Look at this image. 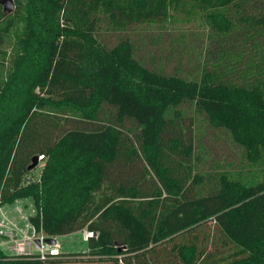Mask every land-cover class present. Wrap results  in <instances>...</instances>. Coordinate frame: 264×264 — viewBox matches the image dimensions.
<instances>
[{
	"label": "trees",
	"instance_id": "1",
	"mask_svg": "<svg viewBox=\"0 0 264 264\" xmlns=\"http://www.w3.org/2000/svg\"><path fill=\"white\" fill-rule=\"evenodd\" d=\"M13 2L0 6V208L30 200L37 232L95 236L46 261L0 249V264H264V170L199 172L182 112L193 104L264 169V0ZM191 25L207 30L197 79L97 37Z\"/></svg>",
	"mask_w": 264,
	"mask_h": 264
},
{
	"label": "rangeland",
	"instance_id": "2",
	"mask_svg": "<svg viewBox=\"0 0 264 264\" xmlns=\"http://www.w3.org/2000/svg\"><path fill=\"white\" fill-rule=\"evenodd\" d=\"M206 35L207 30L199 25H191L180 30L135 26L123 33L106 30L103 26L97 37L101 43L109 47L115 46L122 40H128L135 49L137 59L152 70L169 75L178 73L186 78L197 79L207 46ZM182 112L189 119L188 121L193 123L194 164L199 172L209 175L224 172L232 179L246 183L260 179L264 170L263 166L248 163L243 149L233 142L227 131L210 124L204 114L195 110L193 104L183 105ZM33 171L37 176L40 169L35 168ZM17 209L26 216L35 213L30 200L3 211L14 219L18 218ZM56 243L62 254L85 252L88 248L81 231L56 237ZM7 245L8 242L5 239H0L1 248L9 251Z\"/></svg>",
	"mask_w": 264,
	"mask_h": 264
},
{
	"label": "built area",
	"instance_id": "3",
	"mask_svg": "<svg viewBox=\"0 0 264 264\" xmlns=\"http://www.w3.org/2000/svg\"><path fill=\"white\" fill-rule=\"evenodd\" d=\"M44 167V156H38L36 168L42 170ZM34 215L26 216L18 211V218L11 219V217L0 208V237L8 242L7 247L10 249L11 255H35L41 261L58 257L61 254L59 245L57 243H55V245L44 243V239L46 238H53L55 241L56 238L48 237L36 231L35 226L29 219ZM81 232L83 233V239L85 241L95 236L87 229H83ZM37 241L39 243H37Z\"/></svg>",
	"mask_w": 264,
	"mask_h": 264
},
{
	"label": "water",
	"instance_id": "4",
	"mask_svg": "<svg viewBox=\"0 0 264 264\" xmlns=\"http://www.w3.org/2000/svg\"><path fill=\"white\" fill-rule=\"evenodd\" d=\"M0 6L2 7L3 11L8 14H11L14 10V2L13 0H0ZM37 167V157H33L31 159V164L28 166V171H33ZM37 243H39L37 241ZM44 243L48 245H55L56 241L53 238H46L44 239Z\"/></svg>",
	"mask_w": 264,
	"mask_h": 264
},
{
	"label": "crops",
	"instance_id": "5",
	"mask_svg": "<svg viewBox=\"0 0 264 264\" xmlns=\"http://www.w3.org/2000/svg\"><path fill=\"white\" fill-rule=\"evenodd\" d=\"M23 201H28V200H21V201H17L15 204H18V203H22ZM15 204H13V205H7V206H4V207H2V210L3 209H6V208H10V207H13ZM25 206V205H24ZM10 217V216H9ZM0 239H3L2 237H0ZM0 249L2 250V251H4L5 253H7V254H12V253H10V249H9V251H7L6 249H4V248H1V246H0ZM70 264V263H69ZM73 264H77V263H73Z\"/></svg>",
	"mask_w": 264,
	"mask_h": 264
}]
</instances>
